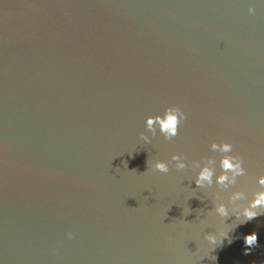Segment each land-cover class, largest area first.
I'll return each instance as SVG.
<instances>
[{
	"label": "water",
	"instance_id": "obj_1",
	"mask_svg": "<svg viewBox=\"0 0 264 264\" xmlns=\"http://www.w3.org/2000/svg\"><path fill=\"white\" fill-rule=\"evenodd\" d=\"M172 104L188 114L179 135L145 144L146 117ZM213 139L244 156L251 199L264 4L0 0V264H264V214L233 228L213 214L216 186L194 182ZM174 153L188 169L147 170ZM226 227L231 243L209 246L204 233Z\"/></svg>",
	"mask_w": 264,
	"mask_h": 264
},
{
	"label": "clouds",
	"instance_id": "obj_2",
	"mask_svg": "<svg viewBox=\"0 0 264 264\" xmlns=\"http://www.w3.org/2000/svg\"><path fill=\"white\" fill-rule=\"evenodd\" d=\"M259 4H264V0H255ZM257 11L255 3H249L248 13L255 14ZM188 119V114L179 105H169L162 112L155 115H148L145 119L146 131L139 133L140 139L145 144H151L153 137L157 133L162 135L164 140H172L179 135L181 125ZM209 151L213 155L201 156L199 159H193V168L195 172L194 182L198 189L207 190L216 186L215 191H211V201L213 204V214L219 218H227L234 215L237 223H247L255 217L264 214V168L254 177H250L252 182L258 186L253 192L251 199H248L247 193L240 186L241 177L248 176V169L245 166V158L236 151L235 144L228 139H213L209 145ZM189 159L183 153H174L170 160L156 159L154 162L147 161V170L160 173H168L170 168L178 172L188 169ZM194 191L191 196H196ZM203 200L202 197H198ZM247 201L241 205L239 202ZM190 208L184 210V215H188ZM229 229H218L217 232L204 233V239L209 246H214L221 242L222 238L229 237ZM71 238L72 233H69ZM244 243L248 246H254L258 240L256 232L248 233L244 236ZM231 243V237H229ZM245 251H250V247ZM215 259V257H213Z\"/></svg>",
	"mask_w": 264,
	"mask_h": 264
}]
</instances>
